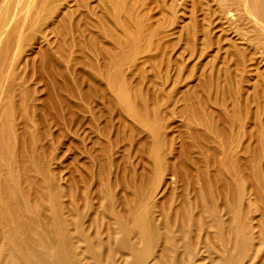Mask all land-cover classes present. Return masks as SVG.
Wrapping results in <instances>:
<instances>
[{"label": "bare ground", "instance_id": "6f19581e", "mask_svg": "<svg viewBox=\"0 0 264 264\" xmlns=\"http://www.w3.org/2000/svg\"><path fill=\"white\" fill-rule=\"evenodd\" d=\"M89 1L0 0V264H257L264 253V208L260 206L264 203V176L259 167L254 170L259 163L252 168V162L247 157L251 147L244 142L255 138L264 147V124L260 120L261 125L255 115L257 120L254 119V122L258 121L255 122L256 137L246 131L248 128L244 130L245 123L241 121L244 116L240 119L238 113L243 107L239 106L240 98L236 99L239 88L232 99L240 103L234 100L232 109L228 107L229 114H218L217 122L213 119L214 113L212 117L208 116V112L207 115L201 113V105L199 110H190L191 114L186 116L190 134L186 132L192 145L189 143L186 148L183 146L185 149L175 151L174 141L168 135L163 136L166 130L163 129V134L159 125L160 117H163H159L158 105L154 103L155 108L151 107L153 110L150 111L146 100L143 101L141 87L133 90L130 81L128 84L126 78H122L121 65L124 66L128 60L122 62L125 59L120 50H125L124 44L130 45L129 41L141 45L144 40L140 39L142 33L128 39V42H121L120 34L116 35L121 31L117 33L119 29H116L113 20L119 17V10L123 7L121 3L124 2L101 0L98 6H91ZM234 1H237L245 23L253 28L257 37H254L255 42L264 41V0ZM99 11L104 15L98 14ZM51 21L53 27L51 23L48 25ZM47 25L48 29L51 27L50 31L47 33L45 29L46 33H40L37 48L32 45L34 49H31H38L34 58L40 62L43 87L38 96L44 94L43 99L32 101L31 107L24 100L28 94L24 98L20 93L12 92L14 88L12 91L9 89L14 79L11 74L16 71L14 68L23 53L22 44L29 38L34 39ZM113 26H116V32L111 38ZM118 26L121 28V25ZM109 27L112 28L110 38L116 42L112 43L124 47L114 46L113 49L110 45V48L104 46L103 39L106 32L109 34ZM107 34L106 37H109ZM75 47L79 50L76 51L78 59L73 52ZM137 49H134L135 52ZM93 55L103 59L105 66L101 67L99 59H94ZM74 58L77 59L76 64ZM238 61L239 66H243V62ZM77 62L86 70L78 79L74 77ZM18 65L19 68L22 64ZM88 69L102 78L101 81H107L104 88L90 83L91 87L84 89L89 80ZM261 70L264 71L263 68ZM260 84L254 86L264 91V85ZM237 85L240 87L241 83ZM15 86L20 87L19 84ZM235 89H232V95ZM16 96L20 100L22 98L21 103L16 102ZM94 99L101 102L109 113L118 114L119 121L125 123L122 126L132 138L139 134L136 125L141 127L142 131L138 129L141 133L147 135L139 145L144 156L141 169L138 171L133 164L122 165L124 178H117L120 181L116 184L112 177L115 173L113 169L120 164L114 159L113 139H109L113 122L102 126L101 131H94L98 137L93 139V145L88 146L87 138L83 137L85 126L89 130L95 129V123L104 117L101 113L98 118L87 110L89 107L84 108ZM138 99L143 101L140 103L142 110L136 103ZM90 117L91 120L88 119ZM52 127L58 135L52 132ZM119 137L120 134L118 140ZM50 138L54 142L52 145L48 142ZM185 141L182 142L185 144ZM170 146L173 158L165 154ZM60 150H64L61 152L62 159L63 156L68 157L72 162L68 165L89 172L86 174L88 177H94L100 171V177L104 178L100 188L93 183L97 189L93 190L99 191L97 199L92 195V199L89 197L90 188L89 192L87 189L85 192L81 186L83 190L80 192L81 187L76 184L75 174L72 175L74 172L67 168L68 165L67 176L58 170L52 157ZM237 155L243 159H238ZM80 160H84L85 164ZM81 172H77L78 179L83 181L87 176L80 178ZM128 175L131 177L127 178ZM86 181L91 187L89 178ZM78 183L81 184L80 181ZM119 188L123 190L121 196L117 194ZM92 193L95 194L94 191ZM93 199L97 202L93 203ZM251 213H258L256 223H253ZM219 252L222 255H218ZM261 259L264 261V258Z\"/></svg>", "mask_w": 264, "mask_h": 264}, {"label": "rangeland", "instance_id": "374dc122", "mask_svg": "<svg viewBox=\"0 0 264 264\" xmlns=\"http://www.w3.org/2000/svg\"><path fill=\"white\" fill-rule=\"evenodd\" d=\"M99 1H101V0H90L89 2H90V4H92L91 6H95V5L98 6ZM121 2H124V3H121V4H123V7L121 8L122 10H119L120 11V13H119L120 18L118 17L119 19L117 18L116 21L113 20L117 27L116 26L112 27L113 28V30H111L112 36L110 33L111 27H109V30L107 29L109 31L108 32L109 34H107V32H106V34H107V36L109 35V37H106V34H105V36H104L105 38L103 39V41H104L103 44H105L104 45L105 47L107 45L108 46L110 45L111 48H113V49H115L116 46H118L117 48H119L121 46L122 47L125 46L126 49L125 48L124 49L126 51L123 50V48L120 50V53L121 52H123V54L127 53L124 55L122 54V57L124 56V59H125L124 61L122 60V62L124 63L128 60L124 64V66L121 65V72L124 75V76L122 75V78L125 77L127 80L126 82L128 84L130 81L129 85L133 86V87L130 86L131 88H133V90L135 87H136L135 89H138L139 86L141 87V89H140V87H139V89L141 92L143 91L141 93L142 96H144L143 101H145V100L148 101V102L145 101V103L147 104V106H149L148 108L150 109V111L153 110V109H151V107L155 108L154 103H155V106L158 105L157 106L159 109V110L157 109L158 114L159 113L161 114V115L159 114V117L162 116L164 119L163 120L160 117L161 121L159 120L160 121L159 125L162 128V132L164 130H166V132L164 131L166 133V135H163V136L165 137L168 135L167 137H169L170 139H172V141H174V147L173 148L175 149V151L182 150L181 148H184L185 145L187 147V145H189V143L192 145V143H191L192 141H189L191 139L189 137V134H190L189 128H187L189 126L187 123L188 117H186V116H189L188 114H191L190 110H193V108L196 110H199L198 108L200 105H201L200 110H202V112L201 111L200 112L204 113V114H206V112H208V116L211 115L212 113H214L213 119L217 122L219 120L218 117L220 116L218 114H221L224 112L229 114L228 111H230L229 109H232L231 107H233L234 100H236V99L239 100V98H240L239 101L241 103L238 102V100H236L237 101L236 103H238V104L240 103L239 106L243 107V109H241V111L238 113L240 115V119L244 116L242 118L243 120H241L242 123L243 122L245 123L244 124V130L246 128H248V129H246V131L248 130L249 132L253 133L254 136L257 135L258 131L254 132V131H256L255 127L257 126V123H255V122L259 121V123H260V120H261V123L264 124V109H262L260 107L264 103V91L261 90L262 88L260 87V86L264 85V82H263L264 81V78H263L264 77L263 76L264 71L261 70L262 68L264 69V48H263L264 45H262V44H264V41L261 40V42H258V40H257L258 43L255 42V40H256L255 38H257V37H255V32L253 33V28H249L251 26L247 25L248 22L245 23L246 22L244 20L245 17L243 18V16H241V15H243V13H241L240 8L237 7V1H234V0H124L123 1V0H121ZM226 4H228V5H226ZM229 5L231 7H229ZM110 8L111 7H109V9ZM101 13H102V15H104L103 12H101ZM101 13L99 11L98 14L101 15ZM113 21H112V24L114 25ZM118 22H121V24L120 23L118 24ZM50 23H51V25H50ZM109 24H111V23H109ZM112 24L110 26H112ZM48 25L52 26L53 25L52 21L49 22ZM48 25H47V27L43 26V28H44L43 31L39 32L38 35L36 34L37 36L35 35L34 39L29 38L28 41L25 42L28 44V42L30 40L28 45L25 43L22 44L21 49L23 50V53L21 55V58H22L23 62L21 61V58H20L19 63H17L19 65L22 64L21 66L18 65L19 68L20 67L21 68L19 69L17 67V64H16V66H15L16 68H14V70H16V71L18 70L17 72H19V73H16V71H15L11 74V76H13L15 80L12 78L13 82L11 81L9 89H11V91H12L14 88V90L12 92H15L17 94L20 93L21 97H24V98L27 97L26 94H28V98H26V99L23 98V99L26 101L25 103H27L29 106L31 105V107L33 106L32 101L37 102L38 100L44 98V97L41 98L42 96H44V94H42V95L40 94L41 92L39 93V95H41V96H38V92L40 91V88L43 90V87H41L42 83L40 82V73H41L39 70L40 69V62H39L38 58L36 60L34 58V57H36L35 53L38 51V49L35 51L31 50V49H34V47L37 48L36 44L38 43L39 37L41 35L40 33H43V32L48 33V31H50L51 27H50V29H48L49 28ZM118 25H121V28ZM122 25H124V26H122ZM115 27H116V29L117 28L119 29V30L117 29L118 30L117 33L119 31H121L123 33L122 36H120L121 32H119L118 34L115 33L117 35V37L119 34H120L119 35L120 38L124 37L123 39L122 38L120 39V41L122 40L121 42L124 41V43H125L128 39L131 40L136 35L138 36L141 33H142V35L141 36L139 35L140 39H144V40L141 41V45H139L140 43H137L135 41H129L130 45L127 43V44H124V46L121 44L119 45V43H117L118 45L113 44L112 42H114V40L112 39L113 40L112 41L111 38L115 36L113 34L114 32H116V31H114ZM45 29H47V31ZM250 30H251V32H250ZM125 33L127 35H125ZM131 33L134 34V36ZM250 33H251V35H249ZM110 36H111V38H110ZM247 37H249V38H247ZM125 38H126V40H125ZM250 38H253V40L255 39L254 42ZM105 40H108V41H105ZM250 40H251V42H250ZM33 42L35 43V45ZM114 43H116V42H114ZM250 43H252V44H250ZM260 44L262 47L260 46ZM253 45H256V46H253ZM110 46L107 48H110ZM114 46H115V48H114ZM25 47H27L28 51L26 50ZM129 47H131V48H129ZM137 47H138V49H137ZM128 48H129V50H128ZM133 48L137 49V51L135 52V50ZM142 48H144V49H142ZM131 49L133 50L134 54H132L133 52L131 51ZM146 49H147V51H144ZM239 49L241 51H239ZM77 50L78 49L75 47L73 52H76ZM138 50H139L140 55L138 53ZM128 51H130L131 53ZM140 51L141 52L143 51L142 53H144V54L142 55ZM77 52H79V50ZM77 52L75 53V55H76V58L78 59L79 53H77ZM24 55H26V56H24ZM131 55L133 57H131ZM24 58L27 61H25ZM30 58H31V60H30ZM76 58H74L75 64L77 61ZM93 58L94 59L96 58L97 60L99 59L98 62L100 63L101 67L104 65V62H103L104 60L101 59L100 57L93 55ZM97 60H95V61L97 62ZM238 60H241V62H243L241 64L243 66H239L240 61H238ZM20 61H21V63H20ZM35 61H36V63H35ZM26 64H27V66H26ZM239 67H241V68H239ZM74 68H76V70L74 69L76 72V73L74 72L75 73L74 77L76 79L81 78L80 77L81 74H85L86 70H83V67L81 65H79L78 62H77V65L74 66ZM242 68H243V70H242ZM225 70L228 72H226ZM241 70L243 72H241ZM87 72H90L89 74H91V75L88 74V79H89L88 84L84 87V89L88 90L91 87V85L89 86L90 83L91 84L96 83L99 87H101V89L105 87V85L107 84L106 80L101 81L102 78L101 79L98 78L94 74V72L91 71V69H88ZM245 73H248V75ZM260 73H262V74L260 75ZM15 76L16 77L18 76V78L16 79ZM237 76H239V79L238 78L236 79ZM241 77H242V79H241ZM228 78H229V80H231L230 81L231 86L232 85L236 86L237 84H239V82L241 83V86L239 87L237 85L238 88H237V86L234 88H232L233 87L232 86L230 88L229 80H227ZM243 78H244V80H243ZM259 79L262 80V82L260 80L261 84L259 83L260 86H258L261 89L260 88L256 89V86L259 85L258 84ZM20 80H21V82H20ZM238 80H240V81L237 82ZM242 80H243V83L241 82ZM16 81H17V83H16ZM20 83H22V84H20ZM18 84L20 87L15 86V85L18 86ZM254 85H256V86H254ZM241 87H242V89H241ZM262 87L264 89V86H262ZM22 88L26 89L25 92H23L24 89L22 91ZM239 88H240L239 91L241 94L238 92ZM253 88H255L254 89L255 95H254ZM18 89H19V92H18ZM226 89H228V90H226ZM232 89H235V91L233 90L234 95H232L233 94ZM259 89H260V91H259ZM243 90L245 92H243ZM246 90H248V91H246ZM237 92H238L239 96L236 97V99H232V98H234V96H236ZM23 93L26 96H23L24 95ZM143 93H144V95H143ZM244 95L245 96L248 95V96L245 97ZM31 96H33V97L35 96V97L31 99L30 98ZM108 97H110V96L108 95ZM255 97L256 98L258 97L259 99L260 98L261 99L257 100ZM18 98L19 97L15 98V99H16V102L19 104V103H21L22 98H21V100ZM245 98L248 99V101L245 100ZM28 99H31V100H28ZM18 100H20V101L18 102ZM143 101L141 102V99H140V101L138 99L136 101V103L140 104V103H143ZM152 101H153V103H152ZM246 101L249 104H247ZM260 101L263 102V103L261 102V105H260ZM100 103L101 102L96 101L94 99V101H92L90 103H86L87 105H84V106H86L84 108L89 107L87 110L91 111V113L93 115H95L99 118V116L102 113L104 115V117H103V119H98L100 121L95 123L96 127H97V128H95L96 130L92 128V129H90L91 130L90 131L89 128H87V126H85L86 128L84 127L85 129L83 128L82 132H84V134L86 132L87 135L85 134V135H83V137L85 139L87 138L86 144L89 146V144H92L94 142L93 139L96 140L98 137L97 134L95 135L94 131H96V132L101 131L102 126H105V124H107L110 121L113 122L114 128L111 132L112 134H110V135L108 134L110 136V137L109 136L108 137H109V139H113L111 141H112V144L114 143L113 145L115 146L114 147L112 145V150L113 149L115 150L114 151V159L120 164V167H117V169L116 168L113 169V172H115V173H113L112 177H113L114 182L116 184V182L118 183L120 181L119 179L122 180L124 178V174H123L124 172L122 170V165L124 167L127 164H133V166L137 167V168H135V167L134 168L137 169L138 171L141 169L142 163L144 160L143 159L144 156L140 152V148H139L140 146L139 145L143 140H145L147 138L146 137L147 135H146V133H144L145 135L143 133H141L138 130L141 127L139 125H136V127L137 126L139 127V128L137 127V129H136L139 132V134L136 137L132 138L130 136L129 132L126 131L123 127L125 123L124 122L121 123L119 121L118 114L115 112L109 113L107 111L106 107L102 106ZM148 103L150 105H148ZM189 103L191 106L189 105ZM244 103H246V104H244ZM202 104L205 105L204 108H203ZM245 105L247 107H245ZM256 105H258V106H256ZM138 106L140 107L142 105L140 104ZM186 106H187L188 110L185 109ZM189 107H191V108H189ZM228 107H229V109H228ZM244 107H245V109L247 108L246 111H244L245 110ZM140 109H141V107H140ZM188 111H189V113H188ZM203 111H205V112H203ZM182 115L183 116L185 115V116L183 117ZM212 115H211V117H212ZM245 115H246V117H245ZM255 115H256V118L259 117L258 121H256L257 119L255 118ZM87 117H89V115H87ZM88 119L91 120V117ZM254 119H256L255 122H254ZM162 123L167 128L165 126H163ZM253 123H255V124H253ZM262 127L264 128V126H262ZM259 128L257 130H259ZM86 129L89 130L90 132L84 131ZM51 130L55 135H58V131L54 130L53 127L51 128ZM140 130L142 131V129H140ZM186 131L187 132L189 131L188 132L189 134ZM164 132H163V134H164ZM90 133L92 134V136ZM118 133L120 134L119 140H118V135H119ZM263 133H264V131H263ZM187 134H188V136H187ZM185 135L187 136V138H185L186 137ZM95 136H96V138H95ZM181 136H183L184 139H188V140L185 141L184 139H182ZM108 137L106 136V138H108ZM50 139L51 140L48 141L49 145L54 144V142L52 143L53 139L52 138H50ZM182 141H185V144ZM246 141L244 143H248L251 147V152H250L251 156L249 155L247 157L250 158V160L252 162V166H253L252 168H254V166L257 163H259L256 165L254 170L256 171L257 167H259L258 168L259 170H261V169L263 170V176H264V147H261L259 145V143L255 140V138L253 140L252 139H248V140L246 139ZM186 142L188 144H186ZM260 148H261V150H260ZM262 149H263V151H262ZM170 150H171V146L167 147L165 154H167L168 158H173V156L170 155L171 154ZM62 151H64V150L54 152L53 157H52L54 159L52 162L54 164L55 163L57 164L55 166L58 168V170L61 173L64 172V175H66V174L68 175L66 170H67V168H70L71 172H74L72 175L75 174V176H76V177L75 176L73 177V178H75V181L77 182L76 184L79 185L78 186L79 188L82 186L84 189L83 190L81 187V189H79V190H81L80 192H82V190L85 192H87V191L89 192V190L92 189L91 191L92 192L94 191V193L97 195H95V194L93 195V193L90 192L89 197L91 198V195H92L94 199L95 198L97 199L99 191H95L93 189H96V185H98L97 187L100 188L99 184H101V181L104 179L103 177H100V171L97 170L98 172L96 171L97 173H95L96 175H94V177L91 175L88 177V175H86V174H88L89 172H86L83 170H78V169L72 168L73 166L68 165L69 163L71 164L72 162L69 160L68 157H65V158H68V159H65L63 156V159H62V154H61ZM195 151H197V149H195ZM196 153H198V151ZM74 154L76 155V152H74ZM237 156L239 157L238 159H240V158L243 159V157H241L239 155H237ZM68 161H70V162H68ZM80 161H81V163L85 164L84 160H80ZM59 162L62 163V167L66 165L64 167L65 168L64 170H62L63 168L60 166L61 164ZM76 163L77 162H75V165H77ZM67 165H68V167H67ZM80 171L85 173V175L83 174L84 175L83 176L82 172H81L80 178L81 177L84 178L87 176V178H85L83 181L78 179L79 173H77V172H80ZM114 174H117V175H114ZM97 176H98L99 181L97 180ZM130 177H131L130 175L127 176V178H130ZM76 178H77V180H79L81 182V184L78 183L79 181H77ZM88 178H89V182L91 181L90 182L92 184L91 187L87 186V185H89V184H87L88 182L86 181ZM117 178H119V179H117ZM113 179H111L112 182H113ZM263 179H264V177H263ZM84 182H85V185L83 186ZM93 183H95L96 185L93 186ZM262 185L263 184L261 183V188H263ZM85 186H87V187H85ZM85 189H87V191ZM122 193H123L122 188L121 189L119 188L117 190V194L119 196H121ZM81 195L82 194H80V196ZM250 198H252V196ZM94 199L92 200V202L96 203L97 201ZM247 204H248V202H247ZM260 206L262 208H264V203L263 204L261 203ZM254 208H253V210L252 209H249V210L254 211ZM249 210H247V211H249ZM248 215H250V213ZM251 218H253V220H254L253 223H256L258 218H259L258 213H253V214L251 213ZM249 254H253V252L249 251ZM218 255H222V253L219 252ZM261 258H264V253L261 254L260 257L258 258L257 264L264 262L263 259H261Z\"/></svg>", "mask_w": 264, "mask_h": 264}]
</instances>
